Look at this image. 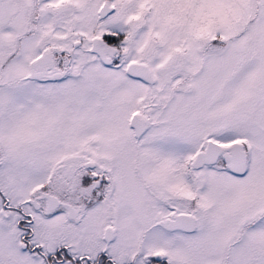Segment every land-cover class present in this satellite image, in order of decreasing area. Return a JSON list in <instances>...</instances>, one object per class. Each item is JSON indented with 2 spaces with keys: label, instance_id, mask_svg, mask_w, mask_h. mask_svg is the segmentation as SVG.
I'll list each match as a JSON object with an SVG mask.
<instances>
[{
  "label": "snow or ice",
  "instance_id": "obj_1",
  "mask_svg": "<svg viewBox=\"0 0 264 264\" xmlns=\"http://www.w3.org/2000/svg\"><path fill=\"white\" fill-rule=\"evenodd\" d=\"M0 264H264V0H0Z\"/></svg>",
  "mask_w": 264,
  "mask_h": 264
}]
</instances>
